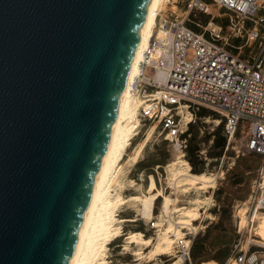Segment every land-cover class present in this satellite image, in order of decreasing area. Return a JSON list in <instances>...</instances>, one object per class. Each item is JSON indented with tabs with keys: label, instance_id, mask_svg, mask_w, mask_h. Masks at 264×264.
<instances>
[{
	"label": "water",
	"instance_id": "obj_1",
	"mask_svg": "<svg viewBox=\"0 0 264 264\" xmlns=\"http://www.w3.org/2000/svg\"><path fill=\"white\" fill-rule=\"evenodd\" d=\"M151 0H0V264H69Z\"/></svg>",
	"mask_w": 264,
	"mask_h": 264
},
{
	"label": "built area",
	"instance_id": "obj_2",
	"mask_svg": "<svg viewBox=\"0 0 264 264\" xmlns=\"http://www.w3.org/2000/svg\"><path fill=\"white\" fill-rule=\"evenodd\" d=\"M164 3L131 82L139 127L157 126L183 152L196 118H206L202 109L220 117L214 121L224 122L229 142L244 133L246 152L263 159L248 206L256 218L264 210V0ZM247 227L240 217L224 264H264V242ZM176 248L184 263L190 259V240L178 239Z\"/></svg>",
	"mask_w": 264,
	"mask_h": 264
},
{
	"label": "rangeland",
	"instance_id": "obj_3",
	"mask_svg": "<svg viewBox=\"0 0 264 264\" xmlns=\"http://www.w3.org/2000/svg\"><path fill=\"white\" fill-rule=\"evenodd\" d=\"M163 5H165L164 1L160 6ZM222 20H225V16L217 17L218 22ZM211 114L212 112H209V115ZM218 119L220 117L217 115L210 119L208 116L206 118L198 116L190 131L189 144L199 148L192 157L197 163V168L201 171L200 173H207L216 178L215 188H210L208 192L175 188V178L168 165L177 161L181 156L190 163V156L187 151H181L166 140L157 127L140 161L137 164L123 163L117 177L120 184L117 181L113 183L114 192H120L125 198L134 195L142 196L148 193L151 180L154 179L159 189L178 201L172 203L173 210L167 214L163 211L164 198L160 196L155 200L154 216L151 218L137 214L136 210L140 208L138 201H130L120 206L117 211L118 218H137V220L122 223L123 235L113 240L107 250L106 259L109 264H173L182 257L176 248V242L180 238L191 241L190 259L183 264H224L237 237L236 230L240 217L243 216L246 217L245 224H248L247 231L252 228L253 237L262 240L256 232L264 210L252 219L253 210L251 211L248 206L252 185L257 178L263 159L257 154L246 152L242 138L244 133L241 131L238 132L236 140L229 142L227 139L226 148L219 156L220 148L216 143L224 136V132L223 129L219 130L221 122L214 121ZM153 126L147 124L138 128V134L132 140L133 145L129 153L134 151V148L146 137ZM190 165L192 171V164ZM207 197H211L210 202L207 201L208 203L204 204V207L200 209V219L194 221L196 229L182 228L176 224L180 213L176 212L175 208H191V201L197 198L206 200ZM160 222L162 226H158ZM171 224H174V227L179 226L180 228L177 229L182 232L180 236L175 232L170 233L175 240L171 253L158 256L151 262L147 257L137 260L133 253L140 250L147 255L152 247L142 248V246L130 244L126 248L125 236L127 234L141 232L144 237L151 238L156 243L159 241L162 229H166Z\"/></svg>",
	"mask_w": 264,
	"mask_h": 264
},
{
	"label": "bare ground",
	"instance_id": "obj_4",
	"mask_svg": "<svg viewBox=\"0 0 264 264\" xmlns=\"http://www.w3.org/2000/svg\"><path fill=\"white\" fill-rule=\"evenodd\" d=\"M163 1L164 0L150 1L148 12L141 30L138 47L132 61L127 84L122 94L118 115L113 125L111 138L69 264H109V261L106 259L107 250L109 244L113 240L123 235L122 223L134 222L137 220V218H118L117 211L120 206L125 205L130 201H138L140 202V208L136 210L137 214L143 215L146 218H151L154 216L153 207L155 200L160 196L164 198L163 211L167 214L173 210L171 207L172 203L178 201V199H173L170 195L165 194L159 189L154 179L151 180L148 193L143 194L142 196L134 195L125 198L120 192H114L115 190L112 189L114 181L115 183L116 181L118 182L117 177L123 163L131 162L132 164H137L140 161L144 149L153 137L157 127L153 126L148 131L146 137L137 147L134 148V151L129 153V149L133 145L132 140L138 134V128L140 125L138 121L139 106L131 93V82L138 71L140 62L142 61L144 48L148 45L149 40L153 35L155 26L154 10L159 8ZM168 168L174 175V186L177 189L182 188L185 191L188 189H197L208 192L210 188L214 189L216 186V178L213 175L192 172L190 170V163L182 158V156L179 157L177 161L169 164ZM118 184H120V182H118ZM205 199L206 200L199 198L194 199L191 201V208H175V211L180 213V217L177 218L178 220H176V224H179L182 228L191 227L196 229L194 221L200 219V209L204 207V204L208 203L207 201H209L211 197ZM245 223L246 217L243 216L242 224ZM162 225L161 222L158 224V226ZM178 227H174V224H171L166 229H162L159 241L156 243H154L151 238L144 237V234L141 232H131L125 236L127 242L126 248H128L130 244L142 246V248L152 247L147 255L140 250L133 253L137 257V260L147 257L148 260L152 262L158 256L171 253L175 240L170 236V233L175 232L176 235L180 236L182 232L177 229ZM256 233L264 242V214L260 219V224ZM183 263L184 261L181 257L173 264Z\"/></svg>",
	"mask_w": 264,
	"mask_h": 264
},
{
	"label": "trees",
	"instance_id": "obj_5",
	"mask_svg": "<svg viewBox=\"0 0 264 264\" xmlns=\"http://www.w3.org/2000/svg\"><path fill=\"white\" fill-rule=\"evenodd\" d=\"M201 116H208L209 115V110L207 109H202V111L200 112ZM224 126V122H221L219 130L223 129ZM192 130V126L190 127V131ZM226 143H227V137L224 135L222 136L219 140H217L216 145L220 148L219 151V156L222 155V153L224 152L225 148H226ZM199 150V148L196 145H188L187 148V152L190 156L189 161L192 164V171L194 173H200L201 171L197 168V163L195 162V160H193V156L197 153V151ZM232 247V246H231Z\"/></svg>",
	"mask_w": 264,
	"mask_h": 264
}]
</instances>
